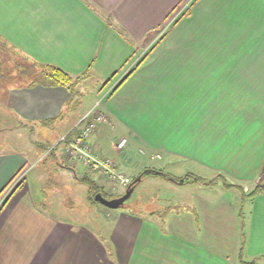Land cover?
Instances as JSON below:
<instances>
[{"label": "crops", "instance_id": "1", "mask_svg": "<svg viewBox=\"0 0 264 264\" xmlns=\"http://www.w3.org/2000/svg\"><path fill=\"white\" fill-rule=\"evenodd\" d=\"M188 2L167 28L168 19ZM157 31L163 35L151 37ZM0 38L25 58L29 70L33 63L58 66L82 77L81 88L87 81H101L97 97L103 87L132 72L102 107L109 122L89 138L92 149L114 160L120 172L126 161L121 162L120 152L126 146L117 145L130 135L148 159L147 168L154 156L166 157L164 165L153 168L177 177L221 175L246 195L259 187L264 167V0H0ZM34 77L29 71L15 82L9 76L1 82L12 81L10 88L3 84L8 111L38 125L57 118L70 93L63 86L35 84ZM81 102L54 129L77 126L88 111L80 112ZM107 129L121 135L111 136ZM30 157L32 151L0 153V191L28 166ZM57 157L46 166L56 163L54 171H72L76 181L77 175L92 173L97 183L110 184L79 163L64 159L61 166ZM185 161L194 166L192 171L183 167ZM176 165L175 171H165ZM212 191L213 196H195L192 205L165 213L164 227L125 213L103 235L88 227L73 229L69 218L52 211L57 204L49 194L43 201L30 198L23 184L0 209V264H202L199 250L214 262L221 255L240 263L242 237L243 260L264 264V190L246 200L240 190L221 183ZM151 229L187 241L188 249L194 247L193 259L180 256L173 263L156 257L162 248Z\"/></svg>", "mask_w": 264, "mask_h": 264}, {"label": "rangeland", "instance_id": "2", "mask_svg": "<svg viewBox=\"0 0 264 264\" xmlns=\"http://www.w3.org/2000/svg\"><path fill=\"white\" fill-rule=\"evenodd\" d=\"M181 10H182L181 8L178 9L168 19L167 28L169 27V25H172L179 18V14L181 16L182 14ZM173 16H177V17L175 18L173 23H170V20L172 19ZM161 35L163 34H161L160 31L159 32L157 31L154 32L153 35H151V37L155 36V38L156 37L159 38ZM142 45H144L143 46L145 47L144 49L146 50L149 49L148 43L147 44L143 43ZM0 56L9 62V65L11 66L10 68L12 70V72L9 73V78L12 77V80H14V82L17 76H19L18 68L16 66L21 65L22 69L28 68V63H25L24 59H22L23 56L19 54L17 51H15L14 48L11 46L5 45L3 47L2 45H0ZM4 72H1V75L4 74ZM81 79L83 78L80 77V80ZM11 82H12L11 79L4 83L0 82V153L1 152L25 153L28 151H32L34 157L28 158L29 160L28 166H26L24 171L4 192V194L0 198V208L3 203L1 202V200L6 195L5 193L12 192L15 186L19 185L21 182L24 181L25 191L28 197L34 198L38 201H43L45 199V194H49L50 199L55 201L57 204V206L54 207L52 211L54 212L59 211L60 212L58 214L59 218L61 217L69 218L68 220L71 222V224L69 225H71L73 229L76 227H80V228L88 227L93 230L100 231L104 235L105 233H107L109 225L112 226V223H116L119 220L121 221L122 218L121 216L124 215L125 213L126 214L130 213L132 216L138 217V220L140 221L141 220L143 221L146 218L148 219L149 217L151 218L152 221L156 222L160 226L163 225L164 227L163 221L164 219H167L165 217L166 216L165 213H167L168 211H178L182 209L183 205H187V204L192 205L194 203L195 196L198 195L202 196L201 194H203V196H206L209 195L210 193L213 196L212 193L214 191H212V189L214 187L208 189L207 187H204L203 185L196 183L191 179L185 182L184 184H180L168 180L165 177H161L158 175H150L138 184L135 191L132 193L131 197L124 203L122 207L118 209H109L101 205L100 203L92 202L88 194V187L80 183V181L78 180L82 178V175H77L78 181H76L72 171H68V170H63L62 172L54 171L55 167L53 166H56L57 165L56 163L46 166L45 163L46 160L45 161L40 160V158H43L41 156L42 155L45 156L46 153L44 152L42 153V151L38 149L37 145L39 144L49 145L50 143L54 145L57 144L67 133L68 129L64 128L66 130H59L57 129V127L55 129H51L48 127H41V125H35V127L19 126L20 122L18 121V119L11 112L8 111L7 100L3 94L4 89L6 91V88L4 86L11 85ZM119 82L117 83L114 82L113 85H110L108 87H103L102 91L108 92L111 89V87L118 85ZM101 83H102L101 81H99L97 84L95 82L87 81L83 83L84 84L83 88L78 86L79 92H82V95L80 93V100H82L81 102L82 110L80 112H84L86 110L89 111L96 106L99 100V96L97 97L95 94L97 88L100 86ZM10 87L11 86H9V88ZM107 99L108 98H106V100ZM106 100L102 101V105L98 109L102 110V107L106 102ZM83 107L85 109H83ZM105 124L106 123L101 125H105ZM101 125H99L98 128ZM106 133H109L111 136L114 137H118L121 135V132H118L117 129L114 131L112 130L109 131L107 129ZM125 133L128 134V130H126ZM126 138L128 139L129 142L127 144V139H122L125 140L126 143L124 147L125 146L126 147L125 148L123 147L124 150L120 152V157L124 158L122 159L121 162L123 163L124 160H126L124 163V172L122 171L120 172L118 170V173L122 174L124 179L128 178L130 180H133L137 177V175H139L141 172L147 169L148 164L147 167L145 165L146 163H148V159L144 158V156L141 155V153H139L138 148H136L138 146L135 147L133 139L132 137H130V135H127ZM122 140H120V142ZM57 155L62 156V157L59 156L61 160L56 161L59 164H61V166L65 164V161H63L64 159L69 160L70 162L75 164L79 163L83 165L78 160H73V159L71 160L68 156L66 148L64 151L60 150V152ZM166 159L167 158L165 157L163 160H159V156H157V158L154 156V159L152 160V164H151L152 166L150 168L164 165ZM47 162L51 163L52 160L50 161L48 160ZM185 162H183L184 164H182L185 165L183 167H185L189 171H192L194 166L190 164L191 162L189 161H185ZM135 166L137 167V171H140L138 174L134 172L136 171L134 170ZM177 166L179 165L171 166L169 169L166 168L165 171L173 172L175 171V169H177ZM90 170L92 172H95L92 169ZM95 173L105 176L108 182H110V184L112 183L111 186L110 184L109 185L105 184V182H103V184L98 183L104 186V188L103 187L102 188L105 193L109 194L107 196L108 198L112 197L113 195L122 194L123 192L126 191L127 189L126 187L127 185H125L126 183H123L120 180L117 181L113 177L111 178V176L110 179L108 177L109 175L102 174L100 172H95ZM203 173L206 174L207 172H203ZM206 177L210 179L211 175L206 174ZM48 183H50V185ZM59 184L62 187L60 186L59 188ZM51 185L52 187H50ZM54 186H57V188H55ZM50 199L47 200V203L52 202ZM148 229H149L148 227L145 228V230ZM150 235L154 236V239L160 243V246L162 248L161 255L157 254L156 257L161 256L163 260L171 261L173 263L176 262L177 258L178 257L180 258V256L181 259H183L182 256H185L186 260L193 259L192 252L194 250V247H190L188 249L187 245H189V243L187 241L183 242L181 239H178L177 235L175 234L174 236L169 235L161 230H158V234H157L154 229H151ZM144 240L145 239L142 240L143 243ZM217 244L219 245V242H217ZM182 246H184L185 248H183ZM219 247H218V251L220 253H224L225 250H221V248ZM201 248L203 249V247ZM157 252L159 253V251ZM200 252L201 251L199 250L198 257L200 258L202 264H226V263L240 264L237 261L238 258H236L235 260L234 257L231 256L227 257L221 255H218L217 260H215L214 262L213 261L215 259L214 257L204 255L202 252L201 253ZM245 261H252V260L251 258L247 257ZM247 264H250V262H247Z\"/></svg>", "mask_w": 264, "mask_h": 264}, {"label": "trees", "instance_id": "3", "mask_svg": "<svg viewBox=\"0 0 264 264\" xmlns=\"http://www.w3.org/2000/svg\"><path fill=\"white\" fill-rule=\"evenodd\" d=\"M187 12L184 13V15H186ZM0 45H2L3 47L5 45H7V43L5 41H3L0 38ZM25 60V58H22ZM7 60H5L3 57L0 56V80L2 77H7L9 76V73L12 72L11 70V66L9 65V62H6ZM18 68V72L20 73H24V72H29L31 71L32 73H35V77L33 80V83L35 84H42L45 86H50V87H66L69 90L70 93V98L68 103L66 104L65 109L60 113V115L57 118L54 119H50V120H46V121H42L39 122L41 125V127H48L51 129H54V124L57 122V120H59L60 118L66 117V115L69 113V111L75 109L78 105H80V92L78 90V86H79V82H80V78L76 79L74 78L71 74H69L67 71H65L64 69L52 65V64H41V63H33L32 64V69L29 70V68L27 69H22L21 65H17L16 66ZM15 67V68H16ZM10 68V69H9ZM33 68L34 71H33ZM5 71V72H4ZM1 72H4V74L1 75ZM132 73V72H131ZM131 73H129L128 75H126L120 82L119 84L114 88L113 92L114 93L121 85L122 83L127 80V78L131 75ZM116 75V74H115ZM114 75V76H115ZM113 76V77H114ZM113 77L111 79H113ZM111 80H109L106 84H108ZM1 82V81H0ZM16 117V116H15ZM18 121L20 122L19 126L22 127H35L34 124H30L29 122H26L24 120L18 119ZM83 126H82V122H80L77 126L73 127V128H68V133H66L63 137L64 139H67L68 141L72 140L75 136L80 135L81 130H82ZM38 149H40L42 151V153H46L45 156H43V158H41V161H45L47 162L48 160H50L51 158H59L62 157L61 155H57L60 150L64 151L65 148H67V144L64 140H60L57 144H39L37 145ZM60 156V157H59ZM52 160V159H51ZM56 161V160H54ZM24 171V168L19 170L18 172H16V174L14 175V177L12 178L11 182L2 190L0 191V198L2 197V195L4 194V192L7 190V188H9L12 183L18 178V176ZM150 175H158L161 177H165L168 180H171L175 183H182L184 184L185 182L189 181L190 179L192 181H195L196 183H199L201 185H203L204 187H208V188H212L215 185L221 183V185L226 188V189H238L240 190V193H242V199L246 200L247 198L253 197L256 195V193H258L259 191H261V189L258 187L256 191H253L251 193H249L248 195L244 194V190L240 187V186H236L233 184H230L223 176L219 175L216 176L214 178L208 179V178H204V177H200L194 174H185L181 177H177V176H173L170 174H167L166 172H164L163 170L160 169H153V168H147L145 169L143 172H141L139 175H137V177L133 180L130 181L129 184H127V190H131V189H136V187L138 186V184L144 180L146 177L150 176ZM80 181V183L84 184L85 186L88 187V194L89 197L91 199L92 202L94 203H99L95 200V197L98 194H101L103 197H105L106 199H116V198H120L122 197L125 193L123 192L122 194L119 195H113L112 197L108 198L107 196L109 194L105 193L103 188L92 179V173H89L88 175H84L82 176V178L78 179ZM181 180H183V182H181ZM24 184V181L21 182L19 185L16 186V188L12 191V193L8 196V198L5 200V202L3 203L2 207L0 208L1 210L3 209V207L7 204V202L10 200V198L20 189H22ZM133 191V192H134ZM111 196V195H110ZM241 221H242V230L244 229V221H243V216H240ZM244 243H245V239L242 237V247H241V251L239 254V260L240 263L243 264H247V262H245L244 259ZM250 264H256V262H250Z\"/></svg>", "mask_w": 264, "mask_h": 264}, {"label": "built area", "instance_id": "4", "mask_svg": "<svg viewBox=\"0 0 264 264\" xmlns=\"http://www.w3.org/2000/svg\"><path fill=\"white\" fill-rule=\"evenodd\" d=\"M189 4L190 2H188L181 8V13L182 11H184V9H187V7H189ZM177 16H173L170 20V23H173ZM121 78H119L115 83L119 82ZM114 87L115 86L111 87L108 92L104 91V93L102 91L99 95V100L96 106L84 114L80 121L82 122L83 126L80 135L75 136L70 141L64 139V137L62 138V140H64L67 144L66 149L71 160H78L87 168L92 169L95 172L109 175V178L111 176V178L113 177L117 181L120 180L121 182L126 183L125 185H127L130 183V179H124L122 174L118 173L115 162L111 158L101 156L99 153L95 152L89 143L90 136L98 128V126L108 122V117L106 116V114H104L98 108L101 107L102 101L106 100V98L109 97ZM125 143V140H122L118 144V148H123ZM5 194L6 195L2 198L1 202H4L10 193L8 192Z\"/></svg>", "mask_w": 264, "mask_h": 264}, {"label": "water", "instance_id": "5", "mask_svg": "<svg viewBox=\"0 0 264 264\" xmlns=\"http://www.w3.org/2000/svg\"><path fill=\"white\" fill-rule=\"evenodd\" d=\"M181 182H183V180H181ZM257 184L261 189L264 190V167L262 169L260 177L258 178ZM133 191L134 189L127 190V192L122 197L111 200L106 199L101 194H98L95 197V200L109 209H118L122 207L124 203L131 197Z\"/></svg>", "mask_w": 264, "mask_h": 264}]
</instances>
